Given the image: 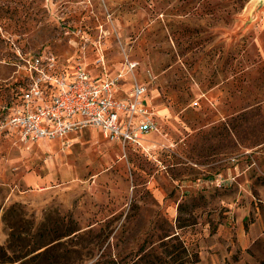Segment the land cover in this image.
Wrapping results in <instances>:
<instances>
[{
    "label": "rangeland",
    "instance_id": "1",
    "mask_svg": "<svg viewBox=\"0 0 264 264\" xmlns=\"http://www.w3.org/2000/svg\"><path fill=\"white\" fill-rule=\"evenodd\" d=\"M34 58L144 89L157 130L23 141ZM173 237L264 264V0H0V264H144Z\"/></svg>",
    "mask_w": 264,
    "mask_h": 264
},
{
    "label": "built area",
    "instance_id": "2",
    "mask_svg": "<svg viewBox=\"0 0 264 264\" xmlns=\"http://www.w3.org/2000/svg\"><path fill=\"white\" fill-rule=\"evenodd\" d=\"M28 65L32 84L10 116V125L23 141L57 140L100 128L110 140L140 146L145 136L157 130L154 116L143 106L144 89L136 87L126 98L117 99L118 80L99 81L81 68L72 76H58L51 58H34Z\"/></svg>",
    "mask_w": 264,
    "mask_h": 264
},
{
    "label": "trees",
    "instance_id": "3",
    "mask_svg": "<svg viewBox=\"0 0 264 264\" xmlns=\"http://www.w3.org/2000/svg\"><path fill=\"white\" fill-rule=\"evenodd\" d=\"M160 249V255L146 254L141 261H144V264H196L198 261L197 255L189 254L187 248L177 237L163 242Z\"/></svg>",
    "mask_w": 264,
    "mask_h": 264
},
{
    "label": "crops",
    "instance_id": "4",
    "mask_svg": "<svg viewBox=\"0 0 264 264\" xmlns=\"http://www.w3.org/2000/svg\"><path fill=\"white\" fill-rule=\"evenodd\" d=\"M90 76H91L93 79H97V80H99V81H103V80H105V78L95 77V76H93V75H91V74H90ZM125 87H126V80H125V82H123V84H120V86H119V90H118V92H117V94H116V98H117V99H124V98H126V97L128 96L130 89H129V90H128V89H125ZM146 95H147V93H146V91H145V93H144L143 96H142V102H143V106H144V107H147ZM123 118H125V115H124V114L122 115V119H123ZM135 121H136V122H140V121H141V117H140V116H136ZM93 129L99 131V132L105 137L103 131H102L100 128H93ZM105 138H106V137H105Z\"/></svg>",
    "mask_w": 264,
    "mask_h": 264
}]
</instances>
